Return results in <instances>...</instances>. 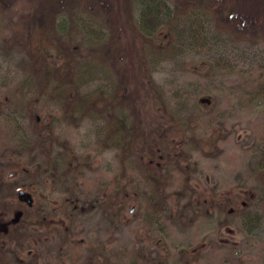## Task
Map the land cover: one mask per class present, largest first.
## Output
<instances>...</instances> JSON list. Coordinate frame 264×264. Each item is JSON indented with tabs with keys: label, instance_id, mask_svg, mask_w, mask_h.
Returning a JSON list of instances; mask_svg holds the SVG:
<instances>
[{
	"label": "rangeland",
	"instance_id": "rangeland-1",
	"mask_svg": "<svg viewBox=\"0 0 264 264\" xmlns=\"http://www.w3.org/2000/svg\"><path fill=\"white\" fill-rule=\"evenodd\" d=\"M30 4L0 0V264H264V97H244L260 84L264 43L150 56L129 89L160 158L147 174L152 159L123 165L100 119L64 120L46 97L28 107L18 34ZM101 87L94 79L85 90ZM241 202L261 214L252 232Z\"/></svg>",
	"mask_w": 264,
	"mask_h": 264
},
{
	"label": "trees",
	"instance_id": "trees-1",
	"mask_svg": "<svg viewBox=\"0 0 264 264\" xmlns=\"http://www.w3.org/2000/svg\"><path fill=\"white\" fill-rule=\"evenodd\" d=\"M29 1L18 34L28 72L23 87L26 95H34L28 107L46 97L59 103L64 120L100 119L101 141L121 149L123 165L137 154L143 162L152 159L143 165L147 174L155 170L154 161L160 158L144 135L138 100L132 96L136 93L131 90V95L129 89L132 79L144 80L148 75L150 56L179 52L184 44L205 48L229 41L264 43V0ZM130 66L132 74L128 73ZM94 79L103 81L98 93L85 90ZM258 80V87L244 93L249 101L264 97V67H260ZM35 119L41 122L40 117ZM258 163L264 171V154ZM256 196L264 208V193ZM246 203H239L243 207L239 221L252 232L261 214Z\"/></svg>",
	"mask_w": 264,
	"mask_h": 264
},
{
	"label": "water",
	"instance_id": "water-1",
	"mask_svg": "<svg viewBox=\"0 0 264 264\" xmlns=\"http://www.w3.org/2000/svg\"><path fill=\"white\" fill-rule=\"evenodd\" d=\"M18 199L24 203H26L28 206H33L34 204V197L30 192H27L25 190H20L17 193ZM22 216V212H17L15 214V218L13 219V222H18Z\"/></svg>",
	"mask_w": 264,
	"mask_h": 264
},
{
	"label": "flooded vegetation",
	"instance_id": "flooded-vegetation-1",
	"mask_svg": "<svg viewBox=\"0 0 264 264\" xmlns=\"http://www.w3.org/2000/svg\"><path fill=\"white\" fill-rule=\"evenodd\" d=\"M17 212H19V211H17ZM17 212H16V213H17ZM20 212H22V216H23V211H20ZM16 213H15V214H16ZM22 216H21V217H22ZM14 218H15V215H14ZM14 218H13V219H14ZM13 219L11 220V223H12V224H13V223L15 224V222H13ZM20 219H21V218H20ZM19 221H20V220H19ZM19 221H18V222H19ZM6 223H7V222H6ZM16 223H17V222H16ZM5 225H7V224H3V225H2V228L4 229L5 232H7V231L9 230V227H10V226H5Z\"/></svg>",
	"mask_w": 264,
	"mask_h": 264
}]
</instances>
